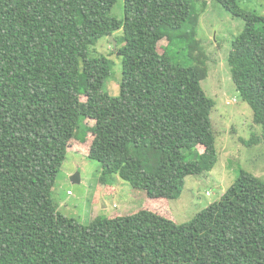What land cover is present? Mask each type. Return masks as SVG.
<instances>
[{"label":"trees","instance_id":"trees-1","mask_svg":"<svg viewBox=\"0 0 264 264\" xmlns=\"http://www.w3.org/2000/svg\"><path fill=\"white\" fill-rule=\"evenodd\" d=\"M199 1L203 10L209 0ZM212 1L246 20L228 62L262 127L248 144L261 143L264 15ZM116 2L0 0V264H264V179L244 169L184 223L149 208L89 224L60 211L56 179L87 119L86 152L105 184L122 178L150 198L177 199L187 176L218 161L195 0H125L122 19ZM110 35L118 95L110 59L95 51Z\"/></svg>","mask_w":264,"mask_h":264},{"label":"rangeland","instance_id":"rangeland-1","mask_svg":"<svg viewBox=\"0 0 264 264\" xmlns=\"http://www.w3.org/2000/svg\"><path fill=\"white\" fill-rule=\"evenodd\" d=\"M240 8L247 12L264 15V0H237ZM125 0H117L112 14L124 17ZM196 10L198 38L208 55V77L202 85L208 96L215 100L212 124L216 135L218 161L215 167L201 175H189L181 196L162 200L150 198L143 189L132 187L122 178L103 183L102 163L90 159L87 149L95 137V122L87 119L82 129L75 132L66 160L58 173L53 196L61 212L74 217L82 224H89L97 216L114 217L137 212L141 209L168 211L176 222L193 219L211 203L221 199L238 178L242 169L264 179V141L248 144L254 136L261 134V125L254 122V112L245 101L232 79L228 62L233 39L244 29L246 20L216 1L209 0L202 10L201 1ZM200 4V5H199ZM198 6L200 10H198ZM168 41L165 40L164 44ZM110 37L101 38L97 53L105 54L111 61L112 74L108 89L118 95L122 79V62L118 54H112ZM86 139V143L82 141ZM79 172L80 182H73L71 176ZM72 191V194L68 192ZM169 207L167 209L165 207Z\"/></svg>","mask_w":264,"mask_h":264},{"label":"water","instance_id":"water-1","mask_svg":"<svg viewBox=\"0 0 264 264\" xmlns=\"http://www.w3.org/2000/svg\"><path fill=\"white\" fill-rule=\"evenodd\" d=\"M109 37H110L111 42L113 43L114 49H116L117 48V40L114 38L113 35H110ZM71 179L73 182H80V180H81L80 173L79 172L75 173L74 175L71 176Z\"/></svg>","mask_w":264,"mask_h":264},{"label":"built area","instance_id":"built-area-1","mask_svg":"<svg viewBox=\"0 0 264 264\" xmlns=\"http://www.w3.org/2000/svg\"><path fill=\"white\" fill-rule=\"evenodd\" d=\"M68 193H69V194H72V191H69Z\"/></svg>","mask_w":264,"mask_h":264}]
</instances>
